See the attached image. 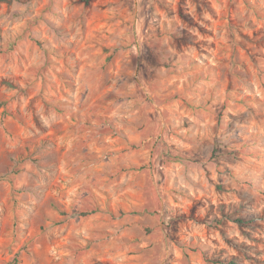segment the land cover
<instances>
[{
  "label": "rangeland",
  "instance_id": "1",
  "mask_svg": "<svg viewBox=\"0 0 264 264\" xmlns=\"http://www.w3.org/2000/svg\"><path fill=\"white\" fill-rule=\"evenodd\" d=\"M264 264V0H0V264Z\"/></svg>",
  "mask_w": 264,
  "mask_h": 264
},
{
  "label": "trees",
  "instance_id": "2",
  "mask_svg": "<svg viewBox=\"0 0 264 264\" xmlns=\"http://www.w3.org/2000/svg\"><path fill=\"white\" fill-rule=\"evenodd\" d=\"M12 264H19V260H18V256L17 255H15Z\"/></svg>",
  "mask_w": 264,
  "mask_h": 264
}]
</instances>
